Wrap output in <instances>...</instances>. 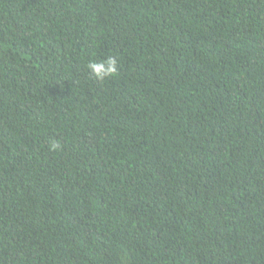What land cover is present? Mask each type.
<instances>
[{
	"label": "trees",
	"instance_id": "obj_1",
	"mask_svg": "<svg viewBox=\"0 0 264 264\" xmlns=\"http://www.w3.org/2000/svg\"><path fill=\"white\" fill-rule=\"evenodd\" d=\"M0 264H264V0H0Z\"/></svg>",
	"mask_w": 264,
	"mask_h": 264
},
{
	"label": "clouds",
	"instance_id": "obj_2",
	"mask_svg": "<svg viewBox=\"0 0 264 264\" xmlns=\"http://www.w3.org/2000/svg\"><path fill=\"white\" fill-rule=\"evenodd\" d=\"M88 67L91 69L92 73L99 79H103L106 76L115 75L117 72L116 60L111 57L100 64H89Z\"/></svg>",
	"mask_w": 264,
	"mask_h": 264
}]
</instances>
